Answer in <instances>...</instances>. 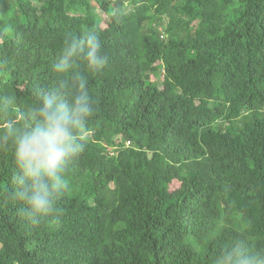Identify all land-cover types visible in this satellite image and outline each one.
<instances>
[{"label":"trees","instance_id":"obj_1","mask_svg":"<svg viewBox=\"0 0 264 264\" xmlns=\"http://www.w3.org/2000/svg\"><path fill=\"white\" fill-rule=\"evenodd\" d=\"M91 27L110 60L89 76L96 114L59 211L17 213L0 148V264H214L264 247V0H0V127L54 81L63 35Z\"/></svg>","mask_w":264,"mask_h":264},{"label":"clouds","instance_id":"obj_2","mask_svg":"<svg viewBox=\"0 0 264 264\" xmlns=\"http://www.w3.org/2000/svg\"><path fill=\"white\" fill-rule=\"evenodd\" d=\"M109 60L96 27L66 32L50 66L54 81L37 87L22 121L0 127V148L11 152L14 163L10 196L32 225L59 211L58 201L70 187L69 169L86 149L96 114L89 76L103 73ZM214 264H264V247L234 243L220 250Z\"/></svg>","mask_w":264,"mask_h":264},{"label":"rangeland","instance_id":"obj_3","mask_svg":"<svg viewBox=\"0 0 264 264\" xmlns=\"http://www.w3.org/2000/svg\"><path fill=\"white\" fill-rule=\"evenodd\" d=\"M13 1H14V0H12V2H13ZM162 75H163V74H162ZM162 75H158V77L161 78Z\"/></svg>","mask_w":264,"mask_h":264}]
</instances>
